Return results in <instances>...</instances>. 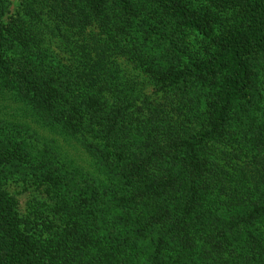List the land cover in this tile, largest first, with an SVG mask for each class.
<instances>
[{"label": "trees", "instance_id": "trees-1", "mask_svg": "<svg viewBox=\"0 0 264 264\" xmlns=\"http://www.w3.org/2000/svg\"><path fill=\"white\" fill-rule=\"evenodd\" d=\"M9 4L1 98L110 181L2 127L0 264H264V0Z\"/></svg>", "mask_w": 264, "mask_h": 264}, {"label": "rangeland", "instance_id": "rangeland-1", "mask_svg": "<svg viewBox=\"0 0 264 264\" xmlns=\"http://www.w3.org/2000/svg\"><path fill=\"white\" fill-rule=\"evenodd\" d=\"M7 1L10 3L8 7L11 12L17 10L20 0ZM116 56L111 59L114 63L116 62L114 68L120 69L122 73L124 71L126 74H135L137 72L138 65L127 60L129 58L128 55L120 54ZM261 86L262 84H260ZM148 91L152 93L153 89L149 87ZM2 127H5L7 131L14 129L12 132L17 137L16 140L24 139L30 144L29 146L33 145L35 150L31 149V152L43 149V146L46 145L55 154L67 158L73 165L82 167L90 172L96 182L100 180L109 184L110 178L106 175L103 164L94 157L93 153L86 151L81 142L77 141L75 137H71L69 134L61 132L57 127L50 125L48 119L45 116H41L37 111L30 110L29 107L12 100V98H1L0 96V130H2ZM16 131L19 133L17 132L16 134ZM11 187L14 188L15 185L13 184ZM30 191H23V193L18 195L23 209H25V201Z\"/></svg>", "mask_w": 264, "mask_h": 264}]
</instances>
